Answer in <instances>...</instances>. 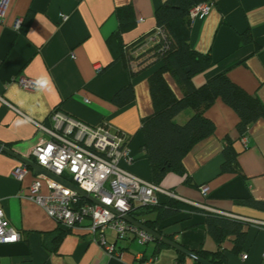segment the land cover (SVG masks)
<instances>
[{
    "label": "crops",
    "instance_id": "obj_1",
    "mask_svg": "<svg viewBox=\"0 0 264 264\" xmlns=\"http://www.w3.org/2000/svg\"><path fill=\"white\" fill-rule=\"evenodd\" d=\"M163 1L4 0L0 22V144L31 158L33 148L49 138L35 124L51 128V114L60 110L87 124L104 122L123 132L130 140L132 157L125 169L150 179L138 129L141 118L153 111L148 77L156 67L142 69L131 79L124 62L114 60L106 40L117 27L113 13L117 6L130 5L133 9L136 24L123 34V41L130 43L154 29V11ZM210 3L203 18L190 22L189 43L199 52H209L215 63L193 76V83L200 85L225 72L264 103V0ZM17 18H22V24L15 30ZM247 31L252 41L243 43L241 34ZM20 77L33 79L34 87L23 88ZM165 77L180 97L182 89L176 79L168 73ZM129 81L133 82L135 98L118 107L111 97ZM181 115L180 122L186 118ZM205 115L215 123V132L187 153L183 173L168 172L159 183L182 199L177 200L199 210H182L160 221L158 227L163 236L193 252L224 248L225 264H264V225L258 223L264 222V209L243 203L248 197L264 200V119L251 124L243 141L236 130L237 113L221 99L208 107ZM225 137L233 141L240 172L220 171ZM21 163L0 149V209L20 234L17 242L0 244V264H145L150 257V264H200L168 245L157 248L152 241L141 244L134 238L116 241L112 232H106L105 237L115 245L114 254L91 241L83 229L62 233L45 210L29 198L35 179L40 182V194L48 193L45 180L38 178L41 175L35 176L30 167L19 180L12 175ZM203 185L205 193L200 190ZM206 211L230 214L221 216L244 224L246 238L237 253L231 251L232 236L216 244L206 228ZM244 254L247 257L242 259Z\"/></svg>",
    "mask_w": 264,
    "mask_h": 264
},
{
    "label": "trees",
    "instance_id": "obj_2",
    "mask_svg": "<svg viewBox=\"0 0 264 264\" xmlns=\"http://www.w3.org/2000/svg\"><path fill=\"white\" fill-rule=\"evenodd\" d=\"M210 1L164 0L154 11V29L130 43L123 41V34L136 24L132 7L117 6L113 12L117 19V27L106 41L114 60L124 62L131 79L142 69L156 67L148 77L153 111L141 118L138 129L143 138L141 149L147 156L150 181L156 184H159L168 172L183 173V159L187 153L195 144L215 132V123L205 115V111L217 99H221L237 113L236 130L240 138L246 137L251 124L264 119V103L257 95L248 93L233 82L225 72L213 75L200 85L193 83V76L208 70L215 62L209 52L202 53L190 46V10L199 3ZM156 28H161L165 32V37L151 45L154 50L150 53L149 49L143 50L142 45L145 43H142ZM241 41L251 42V34L248 31L242 33ZM139 48L141 51L134 55ZM133 63H137V68L132 69ZM165 73L174 77L180 85L182 89L180 97L176 96L167 82ZM134 98V85L129 81L112 95L111 102L123 107L131 103ZM181 114H185L186 119L179 122L175 117L182 116ZM232 142L230 138L225 137L221 172H240ZM243 203L264 209V200L248 197ZM185 209L199 210L176 198L165 196L156 205L131 207L128 215L162 235V228L158 227L159 222ZM150 214L154 216L150 217ZM206 216L207 231L216 244L220 245L227 236H232L234 245L231 251L237 253L246 238L247 231L243 227L244 224L207 211ZM57 228L62 233L71 231L61 230L58 226ZM152 242L157 248L166 246L157 239H153ZM224 250L222 248L211 252L201 249L195 253L213 264H225Z\"/></svg>",
    "mask_w": 264,
    "mask_h": 264
},
{
    "label": "built area",
    "instance_id": "obj_3",
    "mask_svg": "<svg viewBox=\"0 0 264 264\" xmlns=\"http://www.w3.org/2000/svg\"><path fill=\"white\" fill-rule=\"evenodd\" d=\"M3 1L0 0V22L4 15ZM210 7V2L199 3L190 10V17L203 18ZM62 18L65 20L67 16L63 15ZM21 23L22 18H17L13 24L14 29H18ZM162 37H165V32L156 28L146 42L156 44ZM19 84L23 88L31 89L35 81L20 77ZM51 120V128L35 124L49 138L33 148L32 157L29 159L95 196L99 204H91L88 200L80 203V196L75 191L44 175L38 178L45 180L48 193L40 194L41 185L35 179L30 186L29 198L39 204L56 223L64 225L63 227L71 230L83 229L90 234L97 232L92 235V240L98 241L109 254L116 252L115 245L106 240L107 231L113 232L117 240L133 237L141 244L153 241V236L129 224L122 216L133 205L157 204L165 196L175 197L174 194L122 167V163L130 164L132 161L129 146L125 136L112 130L109 125H89L58 110L53 111ZM26 170L27 165L21 163L12 175L19 180ZM77 207H80L79 211H75ZM84 220L86 222L82 226ZM258 223L264 225V222ZM19 238V232L0 209V244L14 243ZM242 257L245 259L247 256L244 254ZM152 261L153 258L150 257L145 260V264Z\"/></svg>",
    "mask_w": 264,
    "mask_h": 264
},
{
    "label": "water",
    "instance_id": "obj_4",
    "mask_svg": "<svg viewBox=\"0 0 264 264\" xmlns=\"http://www.w3.org/2000/svg\"><path fill=\"white\" fill-rule=\"evenodd\" d=\"M0 149H2L4 152L14 156L19 161H21L22 163H25L27 166H29L33 170V174L35 176L44 175V176H46L48 178L53 179L56 182H59V183L63 184L64 186L70 188L71 190L75 191L76 193H78L82 197H85V198H87L88 200H90L92 202H98L97 199H95L94 197L88 195L85 191H83L80 188H78L75 184L71 183L70 181L65 180L64 178H62L60 176H57V175L51 173L50 171L46 170L45 168H43L40 165H38L37 163H35L33 160H31L29 158L21 157L20 155H18L15 152H13L10 148H7L5 145H2V144H0ZM122 217L126 221L130 222L131 224L136 225L140 229H142L145 232L149 233L151 236L154 237V239L160 240L164 244H166V245L174 248L175 250L179 251L180 253H182V254H184V255L196 260L200 264H213L210 261L198 256L195 252L185 248L184 246H182V245L178 244L177 242L167 238L166 236H163V235L159 234L157 231L148 228L143 223L131 218L130 216L123 215Z\"/></svg>",
    "mask_w": 264,
    "mask_h": 264
},
{
    "label": "rangeland",
    "instance_id": "obj_5",
    "mask_svg": "<svg viewBox=\"0 0 264 264\" xmlns=\"http://www.w3.org/2000/svg\"><path fill=\"white\" fill-rule=\"evenodd\" d=\"M67 19V18H66ZM65 19V20H66ZM190 19H191V22L193 21V17H190ZM152 34V33H151ZM149 36L150 35H148L147 36V38H149ZM146 38V39H147ZM145 43V44H144ZM142 44H144V45H142L143 46V50H145V49H149V51H150V53H151V51L153 52V50H154V48L153 47H151V45H154V44H151V43H149V42H143ZM141 46V47H142ZM151 47V48H150ZM146 50V51H147ZM141 51V49L139 48V49H137V51L134 53V55H137L138 54V52H140ZM137 64V63H136ZM136 64L135 63H133V66H132V69H135V68H137L136 67ZM59 112H61L60 110H58ZM62 113V112H61ZM64 114V113H63ZM64 115H68V114H64ZM68 116H70V115H68ZM183 116V115H182ZM70 117H72V118H75V117H73V116H70ZM180 118H181V116L180 117H178L176 120H178L179 122L181 121L180 120ZM75 119H77V118H75ZM184 119H186V118H183V120L182 121H185ZM79 120V119H78ZM81 121V120H80ZM83 122V121H82ZM85 123V122H84ZM101 124H106V123H101ZM101 124H98V125H101ZM90 125V124H89ZM107 125V124H106ZM111 128V127H110ZM113 130V129H112ZM116 132H118V133H120V134H122V135H124L125 136V138H126V141H127V143H128V146H129V138L123 133V132H119V131H117V130H115ZM242 140L243 141H245L246 140V137H242ZM129 153H130V150H129ZM131 155V154H130ZM39 165V164H38ZM124 163H122V167L125 169V167H124ZM41 166V165H40ZM29 166H27V168H28ZM42 167V166H41ZM44 168V167H43ZM47 170V169H46ZM126 170V169H125ZM132 174H134V173H132ZM135 176H137V177H140L141 179H145V178H143V177H141V176H138V175H136V174H134ZM38 177V176H37ZM61 177V176H60ZM145 180H148V181H150V179L149 178H146ZM152 182V181H151ZM72 183V182H71ZM154 183V182H153ZM74 184V183H73ZM156 184V183H155ZM156 185H159V184H156ZM77 186V185H76ZM160 186V185H159ZM78 187V186H77ZM160 187H162V186H160ZM201 187V192L202 193H205L206 192V187L203 185V186H200ZM79 188V187H78ZM163 188V187H162ZM205 188V191L203 192L202 190ZM70 189V188H69ZM164 189H166V188H164ZM82 190V189H81ZM166 190H168V191H170L171 193H173L174 194V196L175 197H173V196H171V198H176V199H181L179 196H177L172 190H169V189H166ZM84 191V190H83ZM78 194V193H77ZM88 194V193H87ZM79 195V194H78ZM88 195H90V194H88ZM80 196V199H79V202L80 203H85L86 202V200H88L87 198H85V197H82L81 195H79ZM90 196H92V195H90ZM92 197H94L95 199H97L95 196H92ZM167 197H169V196H167ZM98 200V199H97ZM164 200V199H163ZM182 200V199H181ZM88 201H90V200H88ZM90 203L91 204H99V200H98V202H92V201H90ZM191 203V202H190ZM158 204V203H157ZM142 205H144V204H142ZM145 205H150V204H145ZM151 205H156V204H151ZM191 205H192V203H191ZM133 206H138V205H133ZM132 206V207H133ZM79 208L80 207H77L76 209H75V211H79ZM214 211V210H213ZM217 214H219V215H222V216H230V214H225V213H223V212H216ZM124 215H128V211L126 212V213H124ZM129 216V215H128ZM123 218V217H122ZM124 219V218H123ZM86 222V220H84L82 223H81V225L83 226L84 225V223ZM126 222H128V221H126ZM129 224H131L130 222H128ZM57 224V226L58 227H60V229L61 230H65V229H67V228H65V227H63L64 225H62V224H59V223H56ZM131 225H133V224H131ZM134 226H136V225H134ZM136 227H138V226H136ZM139 228V227H138ZM140 229V228H139ZM71 230V229H70ZM142 230V229H141ZM72 231V230H71ZM144 231V230H143ZM86 233H88L87 231H85ZM107 232H110V231H107ZM97 233V232H96ZM96 233H88L89 234V236H90V240L91 241H93L92 240V235H95ZM113 233V232H112ZM114 234V233H113ZM114 237H115V235H114ZM154 238V237H153ZM20 239V238H19ZM116 241H118L117 239H115ZM124 240V239H123ZM135 241H137V240H135ZM93 242H96V241H93ZM97 243H98V241H97ZM140 257H142V255H140ZM139 257V258H140ZM242 259H243V257H242Z\"/></svg>",
    "mask_w": 264,
    "mask_h": 264
}]
</instances>
